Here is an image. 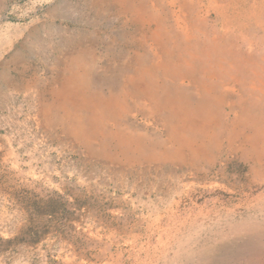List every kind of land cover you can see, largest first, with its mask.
Wrapping results in <instances>:
<instances>
[{
  "label": "rangeland",
  "instance_id": "1",
  "mask_svg": "<svg viewBox=\"0 0 264 264\" xmlns=\"http://www.w3.org/2000/svg\"><path fill=\"white\" fill-rule=\"evenodd\" d=\"M246 223L264 0H0V264H264Z\"/></svg>",
  "mask_w": 264,
  "mask_h": 264
},
{
  "label": "bare ground",
  "instance_id": "2",
  "mask_svg": "<svg viewBox=\"0 0 264 264\" xmlns=\"http://www.w3.org/2000/svg\"><path fill=\"white\" fill-rule=\"evenodd\" d=\"M252 3V2H251ZM4 51V50H3ZM256 226L254 225H250L248 223L246 224H240V225H234L231 226V228L229 229V232L233 233V234H241L245 231H250V230H255ZM257 232V231H256ZM250 238V237H249ZM259 238H263L264 239V235L261 231L257 232V238L254 239V244L256 243L257 239ZM226 249L222 248V247H206L204 250L199 251L198 255L201 257L202 260V264H207V262H209L210 260L213 261H219L221 263H225L223 260L227 259L228 257L225 256V254H223V251H225ZM239 253H234L231 255L232 259L233 258H237V256Z\"/></svg>",
  "mask_w": 264,
  "mask_h": 264
}]
</instances>
